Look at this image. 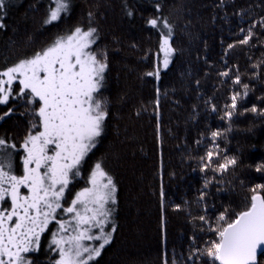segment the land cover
Segmentation results:
<instances>
[{
	"label": "trees",
	"instance_id": "trees-1",
	"mask_svg": "<svg viewBox=\"0 0 264 264\" xmlns=\"http://www.w3.org/2000/svg\"><path fill=\"white\" fill-rule=\"evenodd\" d=\"M6 5L0 67L31 55L78 24L97 27L94 47L108 54L102 93L110 115L74 182V191L85 186L91 168L103 160L117 185V231L96 264H162V253L169 262L175 258L178 264H191V248L206 247L215 235L201 231L208 226L199 217L214 223L225 208L240 210L249 189L264 183V171H256L264 165V115L259 114L264 111V29L254 30L252 46L228 48L241 39V28L264 18V0H72L71 11L56 25L42 23L51 0H6ZM155 16L171 23L176 49L159 81L144 75L157 63L159 32L147 24ZM223 71L229 77L220 76ZM237 74L239 85L233 83ZM243 84L249 86L246 97ZM236 93L241 98L229 121L224 113L232 111ZM14 105L15 114L0 121V137L19 145L30 126L29 117L21 115L24 108L10 101L0 106V113ZM253 106L256 113L250 111ZM214 131L224 134L216 141L220 156L237 158L236 167L222 175L201 171V157L214 150ZM15 155L19 171L21 153ZM49 241L45 233L41 251L29 254L34 264L56 258Z\"/></svg>",
	"mask_w": 264,
	"mask_h": 264
},
{
	"label": "snow or ice",
	"instance_id": "snow-or-ice-1",
	"mask_svg": "<svg viewBox=\"0 0 264 264\" xmlns=\"http://www.w3.org/2000/svg\"><path fill=\"white\" fill-rule=\"evenodd\" d=\"M51 5L43 25L61 22L71 11L72 0H51ZM6 6V0H0V30L6 28ZM156 7L159 11V5ZM147 24L159 32L160 38L157 63L144 75L159 81L161 71L169 68L176 52L173 27L167 18L159 16L148 19ZM257 27L264 29V18L247 30L241 28V39L228 48L252 46ZM98 39L97 27L78 24L31 55L0 67V106L18 102L24 108L21 115H27L30 122L19 145L0 137V264H34L29 254L41 251L45 233L50 235L48 248L56 257L50 264H96L113 242L117 185L103 160L91 168L85 186L74 191V182L100 143L110 115L108 98L102 93L108 54L94 47ZM220 76L227 78L229 72L223 71ZM233 83H242L238 74ZM248 87L243 84L244 97ZM157 93L159 115V89ZM239 98L241 93L234 94L229 106L232 111L224 113L229 121ZM14 109L15 105L7 107L0 113V121L14 115ZM212 110L216 111L215 107ZM250 111L256 113L257 108L253 106ZM259 114L264 115V111ZM223 135L219 131L211 133L214 150L201 157V171L222 175L236 167V157L220 156L216 141ZM17 152L21 153L19 171ZM256 171H264V165ZM210 183L206 181L204 187ZM249 191L240 210L225 208L214 223L206 216L199 217L208 226L201 231L215 235L206 247H192L188 262L197 264L207 257L205 264H264V183L255 184ZM160 195L163 201V188ZM205 195L202 193L200 200ZM162 264L178 262L175 258L169 262L167 254L162 253Z\"/></svg>",
	"mask_w": 264,
	"mask_h": 264
},
{
	"label": "rangeland",
	"instance_id": "rangeland-1",
	"mask_svg": "<svg viewBox=\"0 0 264 264\" xmlns=\"http://www.w3.org/2000/svg\"><path fill=\"white\" fill-rule=\"evenodd\" d=\"M160 56H162V54H159Z\"/></svg>",
	"mask_w": 264,
	"mask_h": 264
}]
</instances>
